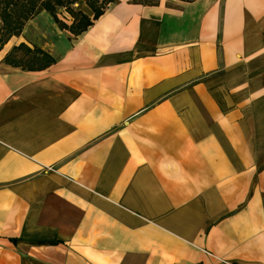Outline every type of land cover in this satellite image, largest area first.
<instances>
[{
	"label": "crops",
	"instance_id": "1",
	"mask_svg": "<svg viewBox=\"0 0 264 264\" xmlns=\"http://www.w3.org/2000/svg\"><path fill=\"white\" fill-rule=\"evenodd\" d=\"M133 1L0 53V264H264V0Z\"/></svg>",
	"mask_w": 264,
	"mask_h": 264
},
{
	"label": "trees",
	"instance_id": "2",
	"mask_svg": "<svg viewBox=\"0 0 264 264\" xmlns=\"http://www.w3.org/2000/svg\"><path fill=\"white\" fill-rule=\"evenodd\" d=\"M115 0H0V53L14 38L19 37L25 25L40 13H48L61 30L74 37L85 33L114 3ZM153 3H134L156 5ZM191 2L193 0H182ZM84 6L85 8H80ZM4 62L24 71H41L55 64L54 58L37 47L26 44L14 46Z\"/></svg>",
	"mask_w": 264,
	"mask_h": 264
},
{
	"label": "rangeland",
	"instance_id": "3",
	"mask_svg": "<svg viewBox=\"0 0 264 264\" xmlns=\"http://www.w3.org/2000/svg\"><path fill=\"white\" fill-rule=\"evenodd\" d=\"M138 1L141 3H153V2H157L158 0H138ZM48 169H51V168H48Z\"/></svg>",
	"mask_w": 264,
	"mask_h": 264
},
{
	"label": "built area",
	"instance_id": "4",
	"mask_svg": "<svg viewBox=\"0 0 264 264\" xmlns=\"http://www.w3.org/2000/svg\"><path fill=\"white\" fill-rule=\"evenodd\" d=\"M48 169V168H47ZM48 170H50V169H48Z\"/></svg>",
	"mask_w": 264,
	"mask_h": 264
}]
</instances>
